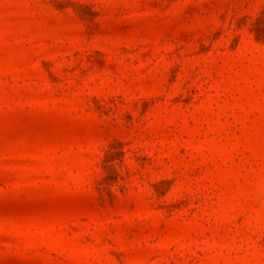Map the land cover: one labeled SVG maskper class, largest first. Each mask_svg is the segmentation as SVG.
<instances>
[{"label": "rangeland", "instance_id": "obj_1", "mask_svg": "<svg viewBox=\"0 0 264 264\" xmlns=\"http://www.w3.org/2000/svg\"><path fill=\"white\" fill-rule=\"evenodd\" d=\"M0 264H264V0H0Z\"/></svg>", "mask_w": 264, "mask_h": 264}]
</instances>
